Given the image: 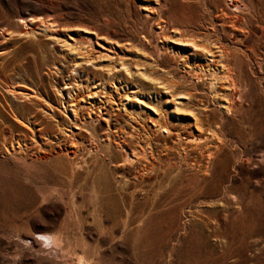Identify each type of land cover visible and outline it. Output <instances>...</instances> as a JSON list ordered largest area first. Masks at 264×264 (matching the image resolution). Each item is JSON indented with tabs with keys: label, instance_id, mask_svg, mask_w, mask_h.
Returning <instances> with one entry per match:
<instances>
[{
	"label": "rangeland",
	"instance_id": "obj_1",
	"mask_svg": "<svg viewBox=\"0 0 264 264\" xmlns=\"http://www.w3.org/2000/svg\"><path fill=\"white\" fill-rule=\"evenodd\" d=\"M237 1L0 0V264H264V0ZM188 41L228 53L230 112ZM153 110L215 134L183 152L157 133L173 168L147 174L125 157Z\"/></svg>",
	"mask_w": 264,
	"mask_h": 264
},
{
	"label": "bare ground",
	"instance_id": "obj_2",
	"mask_svg": "<svg viewBox=\"0 0 264 264\" xmlns=\"http://www.w3.org/2000/svg\"><path fill=\"white\" fill-rule=\"evenodd\" d=\"M241 2V1H240ZM240 2H238L237 0H228V5L231 7V8H233V10H232V13L234 14V13H238L239 11H241L242 10V6L241 5H243V4H239ZM235 15V14H234ZM236 18V17H235ZM22 20V23H23V25H24V23H25V21H24V19H21ZM33 20V19H32ZM27 21V20H26ZM29 21V20H28ZM31 21V20H30ZM34 21V20H33ZM235 21H236V19H235ZM162 23H163V25H161L160 26V29H161V31L162 30H165L166 29V22H164V21H162ZM161 23V24H162ZM53 24V23H52ZM26 25V24H25ZM27 26V25H26ZM87 32V31H86ZM26 33V32H25ZM186 44H188V46H189V44H191L192 45V47H195V48H197V50H203V52L202 53H204V52H207L208 53V55L210 56V58L212 59V61L210 62L209 61V63H215V62H217V63H219L220 64V68H222V73H223V76H220V74L219 73H216L215 72V70L216 69H209V70H206L205 72H210V75H211V79L209 80V89H210V92H209V96H210V99L212 100V102H214L215 104L214 105H217L220 109H223V110H225L226 112H230L231 111V108H232V105H233V103L235 102V97H236V95H238L237 94V88L235 87V84H234V82H232V83H228V87H226V85H225V82L227 81V78L230 76H232L231 75V70L226 66L227 64L225 63L226 62V59L228 58V53L224 50V49H222V48H220V47H216L217 49V55H215V51L214 52H212V51H210L208 48H205V47H198L197 45H195L192 41L190 42V41H188ZM186 46V45H185ZM92 60V59H91ZM208 60V59H207ZM85 62H88V60H85ZM84 62V63H85ZM207 64H208V62H206ZM78 64V63H77ZM121 66H123V65H121ZM114 69V68H113ZM139 70V69H138ZM225 71H227V73H225ZM225 76H228V77H225ZM176 87V84L175 83H171V85L169 86V87H166L165 89H167L170 93H172V90L174 89ZM68 88H70V85H69V83H66L65 84V87H64V90L66 89H68ZM98 89H99V87H98ZM240 89V88H239ZM225 90L227 91L226 93H225ZM225 94V95H224ZM88 95V94H87ZM171 95V94H170ZM95 97V94H89L88 96H85V97ZM85 97H81V99H73L72 97H69L68 99V105L70 106V107H73L74 109H72V111H71V113L73 114V121L74 122H77V121H79V113H80V110H81V108H83V106H81V105H79V101L80 100H83V98H85ZM171 97L172 98H176V99H174V100H177V99H185V100H187V102L185 103V105L189 108V106L191 105V103H192V98L190 97V96H188V95H186V96H183V95H181V94H179V95H176V94H174V95H171ZM226 97H228V99H226ZM220 98H223L225 101H222V102H219L220 101ZM238 98H241L240 96L238 97ZM237 98V99H238ZM88 100V99H87ZM68 106V107H69ZM122 106H124V105H122ZM192 106V105H191ZM91 107H93V105H91ZM88 108V107H87ZM89 110H91L92 111V108H88ZM153 109H154V107H153ZM155 110V109H154ZM153 110V111H154ZM90 111V112H91ZM158 111V110H157ZM190 113V117H192V119H193V123H195L194 124V127L195 126H200L199 124H198V121H199V118L197 117V115H196V113H194L195 111H189ZM100 113V112H99ZM101 114V113H100ZM90 117V116H89ZM113 118V117H112ZM148 121L151 123V125H152V128L151 127H146V126H139V129H141V130H139V129H135L134 131H132V133L128 136L130 139L131 138H133V137H138L140 140H139V142H137L138 144H137V146H138V149L137 148H134L133 150H132V156H133V158L135 159H130V157L128 156V155H126V157H125V161H129L130 160V162H133L134 164H141L142 163V165H141V169H142V171L143 172H146V171H150V170H153V168H154V166H155V162H154V159L153 158H155V157H157V160H158V162H163L162 161V159L165 157L166 159H165V161H164V165H162V166H165V167H163V169H164V171H170V170H172V168H173V163H170L169 161H170V159H169V155H168V149H170V147L169 148H167V146H166V144H164V147L166 148L164 151H163V153L162 152H160V153H157V151H156V147H154L152 144V140H153V136H155L156 135V137H157V133H162V134H165V141H169V143L172 145V148H174V147H179V148H181L182 150H183V152L185 151H188V149L187 148H189V147H203V145L205 144H208L210 141L209 140H211V139H208V138H211V136L213 135V134H215V131H212V132H214V133H212V135H211V133H210V135L208 136H206L207 138H202V137H199V138H194V137H191V138H187V137H183V136H181L180 135V132H174L173 130H172V128H170V127H167L166 125H165V123H167L168 121H167V119L162 115V113H157V112H155L154 111V116H153V114H152V116H150V118L148 119ZM80 122V124L82 123V121H79ZM82 126H83V124H82ZM199 130H201V127H199ZM141 132V133H140ZM142 132H144L145 133V135H143V137L141 138L140 136H139V134H142ZM199 132H201V131H199ZM73 133V132H72ZM72 137V136H71ZM216 137V136H215ZM75 138V137H74ZM137 138V139H138ZM212 138H213V136H212ZM134 139V138H133ZM155 140V139H154ZM127 141H129L128 139H124V138H122L119 142H116V141H111V140H107L106 141V143L107 144H112V145H114L115 147H117V148H120L121 150L124 148V146L126 145V143H128ZM73 142V141H72ZM155 142V141H154ZM75 143V142H74ZM156 144V143H155ZM73 146H74V144H73ZM76 146V145H75ZM174 146V147H173ZM171 150V149H170ZM196 151V150H195ZM200 151V150H199ZM156 152V153H155ZM182 152V153H183ZM189 152H191V151H189ZM153 154H156V155H154L153 156ZM215 154V153H214ZM73 155H75V154H73ZM148 155H149V158H150V160H148ZM185 155V154H184ZM189 155H190V153H189ZM203 155V154H202ZM201 155V156H202ZM185 156H187V155H185ZM184 156V157H185ZM209 156V155H208ZM211 157H213V156H211ZM187 158V157H186ZM185 162H186V160H185ZM209 162V161H208ZM207 162V163H208ZM210 163V162H209ZM211 164V163H210ZM201 165V164H200ZM199 165V166H200ZM203 165V164H202ZM210 166V165H209ZM155 167H157V166H155ZM161 168V167H160ZM199 169H200V167H199ZM209 169V168H208ZM161 170V169H160ZM159 170V171H160ZM154 171V170H153ZM174 171V170H173ZM209 171V170H208ZM137 172V171H136ZM139 172V171H138ZM154 172H156V171H154ZM153 172V173H154ZM147 173V172H146ZM151 173V172H150ZM179 173V172H178ZM205 173H207V172H205ZM143 174V173H142ZM148 174V173H147ZM147 174H146V176H147ZM163 174H164V172H163ZM177 174V173H176ZM138 177L139 178H142L141 177V174H138ZM143 180V179H142ZM169 181V180H168ZM52 240H54V237H53V239ZM57 242V241H56ZM55 242V243H56Z\"/></svg>",
	"mask_w": 264,
	"mask_h": 264
}]
</instances>
